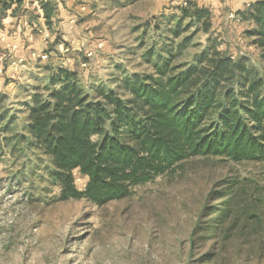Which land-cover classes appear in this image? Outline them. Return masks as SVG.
Returning a JSON list of instances; mask_svg holds the SVG:
<instances>
[{"label": "trees", "instance_id": "trees-1", "mask_svg": "<svg viewBox=\"0 0 264 264\" xmlns=\"http://www.w3.org/2000/svg\"><path fill=\"white\" fill-rule=\"evenodd\" d=\"M23 1L0 0V19L8 11L19 14ZM38 2L50 29L54 8ZM236 17L251 22L244 34L264 61V0H254ZM153 21L160 50L146 53L149 74L125 78L115 90L85 89L76 72L49 69L45 89L32 95L20 126L0 94V155L17 158L30 151L47 162L43 170L58 182L61 201L85 200L96 207L122 200L132 187L174 174L193 160H264V78L243 58L219 51L220 43L210 38L209 8L184 0ZM189 29L208 37L198 54L180 62L191 37L175 41ZM76 171L85 180L81 190ZM246 182L228 176L214 184L218 189L210 192L189 237L192 251L207 243L209 248L192 264L264 258L262 187L254 188L253 197Z\"/></svg>", "mask_w": 264, "mask_h": 264}, {"label": "rangeland", "instance_id": "rangeland-1", "mask_svg": "<svg viewBox=\"0 0 264 264\" xmlns=\"http://www.w3.org/2000/svg\"><path fill=\"white\" fill-rule=\"evenodd\" d=\"M45 1L54 8L50 29L36 24L30 36L7 45L0 37V94L17 126L24 123L32 95L45 89L49 69L76 72L85 89L104 85L115 90L125 78L149 74L146 53L160 50L153 20L184 2ZM58 3L67 5L66 21L59 16L62 9L56 12ZM222 5L212 14L210 38L220 43L219 51L234 60L243 58L264 78V61L244 34L252 29L251 22L229 20L230 12L236 15L240 10H229L224 0ZM184 37L191 39L180 62L198 54L208 36L189 29L175 44ZM46 164L30 151L17 158L0 155V264H192L209 248L207 243L190 256L189 237L210 192L217 191V181L248 178L246 192L256 197L254 188L262 187L260 198L264 197V160H193L174 174L132 187L126 198L103 207L85 200L61 201L58 182L43 170ZM74 175L81 190L85 180L77 171ZM225 264H264V258H231Z\"/></svg>", "mask_w": 264, "mask_h": 264}, {"label": "crops", "instance_id": "crops-1", "mask_svg": "<svg viewBox=\"0 0 264 264\" xmlns=\"http://www.w3.org/2000/svg\"><path fill=\"white\" fill-rule=\"evenodd\" d=\"M37 2L38 0H24L19 14L11 16V11H8L6 16L0 19V37L1 40H4L5 45L14 42L17 37L28 36L30 31L34 30L36 24L43 26L44 20L42 18V11L39 6H37ZM222 3L223 0H206L205 4H201L208 7L213 15H216V13H218L217 10H221V6H224ZM227 4H229V10L238 11L245 8L246 1L233 0L231 3ZM56 8V12H59L60 9L63 10L59 16H63L66 21L68 19L67 16H65L66 12L64 11L67 8L66 3H64V7L61 3H58Z\"/></svg>", "mask_w": 264, "mask_h": 264}, {"label": "built area", "instance_id": "built-area-1", "mask_svg": "<svg viewBox=\"0 0 264 264\" xmlns=\"http://www.w3.org/2000/svg\"><path fill=\"white\" fill-rule=\"evenodd\" d=\"M226 3H231L233 0H224ZM244 1H246V7L251 3V2H253L254 0H244ZM228 18H229V20H237V21H239L238 19H236L237 17H236V15L234 14V13H232V12H230L229 14H228Z\"/></svg>", "mask_w": 264, "mask_h": 264}]
</instances>
